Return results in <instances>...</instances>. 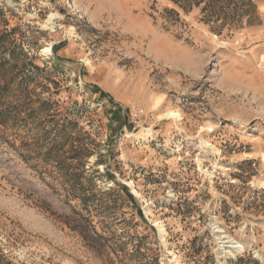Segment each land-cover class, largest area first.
<instances>
[{"label":"rangeland","instance_id":"374dc122","mask_svg":"<svg viewBox=\"0 0 264 264\" xmlns=\"http://www.w3.org/2000/svg\"><path fill=\"white\" fill-rule=\"evenodd\" d=\"M0 264H264V0H0Z\"/></svg>","mask_w":264,"mask_h":264},{"label":"bare ground","instance_id":"6f19581e","mask_svg":"<svg viewBox=\"0 0 264 264\" xmlns=\"http://www.w3.org/2000/svg\"><path fill=\"white\" fill-rule=\"evenodd\" d=\"M53 18H54V16H50L49 19L45 23L48 24L49 26H52V20H53ZM158 103H159V101H157L156 105ZM163 117L168 118V119H171V120L175 121V123H178L180 121V115L176 111H169V112L163 114ZM129 137H134V134H131V135L129 134ZM207 147H210V145H208V143L206 141H204L202 143V149H206ZM213 151H215V150H213ZM134 194L137 197L139 196L136 192H134ZM159 232H160L161 235H163L165 233V229L160 226L159 227ZM218 233H220V232L218 231ZM235 244L236 243L233 240H231L229 237L222 238V242H221V245L222 246L231 245V248H233V249H235L237 251H240V250L243 249L242 246L235 245Z\"/></svg>","mask_w":264,"mask_h":264}]
</instances>
